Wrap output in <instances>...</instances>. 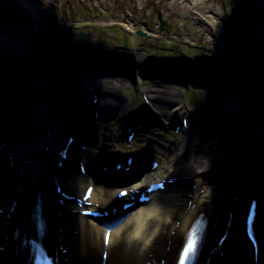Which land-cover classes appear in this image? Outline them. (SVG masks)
Returning a JSON list of instances; mask_svg holds the SVG:
<instances>
[{
    "label": "bare ground",
    "instance_id": "1",
    "mask_svg": "<svg viewBox=\"0 0 264 264\" xmlns=\"http://www.w3.org/2000/svg\"><path fill=\"white\" fill-rule=\"evenodd\" d=\"M19 1L29 13L32 27H34L39 19L42 6L37 4L34 0ZM196 3V0H191V5L193 7L197 6ZM125 29L127 28L125 27ZM12 48L23 58L26 57V45H21V43L13 41ZM248 55L247 58L250 57L251 65L248 80L244 83L241 81L239 83H232L231 81L227 82L225 80H229V78L222 76L219 78H211L209 74H206L203 70H200L199 72H194V70L187 72L186 69L189 70L188 66L181 69L179 72L175 69L176 72L174 73H178V76H173L168 72H149V70L152 69V66L148 62L145 63L142 62V60L140 61L141 66L139 69L143 74L147 71V76H149L148 87H150V89L152 88V92L149 94L153 100H151V106L155 107V112L149 113L148 110H145L146 107L143 106L142 109L145 110L144 121L146 125L154 124L157 120V114L161 119L167 120L170 118V110L172 107H175L178 110L184 108L183 101L179 99L178 93H174L173 90L167 88L163 89L165 92H160L154 89L153 84L157 79H159L162 84L167 81H173L176 82L177 85L180 81L181 86L178 89H184L182 86L187 85V87H189L190 83H194V79L189 76L190 73L193 72L192 76H196L199 84H203L205 78L208 81L211 79L209 82L210 86L217 88L219 93H222L221 95L223 97H225L223 95L225 94L229 98V92H232L234 94V104L232 105L241 116V125L240 128L237 129L239 130L240 140L243 144L241 151L245 155L243 160L244 164L237 166L235 163L231 172L234 177L220 174L219 179H213L211 181V179L208 178H211V176L215 174L213 171H208L206 177L203 176V172H206L208 168L218 164L223 159L215 156V150H212L215 147H211V145L205 144L204 142V139H209V129H203L199 130L197 133H193L192 128H194V122L190 118L187 130L190 132L183 137L185 139L188 136V141L183 142L185 144H182L179 149L178 146L173 144L170 149L173 150L174 147H176L174 149L175 154L170 156L172 153H167L164 156L166 160L163 161V165L170 168L164 173L163 177L191 176L195 178L193 182L195 186L191 191V197L188 199L190 204L187 212L183 216H179V218L175 217L174 205L177 206L182 204V202H185L183 204L185 206L187 200L183 201L181 198H169L164 197L163 195H154L152 196L153 202L149 205L145 204L139 209L137 208L133 215L134 217L127 219L126 222L124 221L119 227L110 232H107L103 227L99 226V224H101L100 222L86 221L80 217H74L70 213V210L74 207L71 206L72 204L68 201L65 202L64 206H56L55 200L57 199V195L55 194V189L50 184L51 180L49 179L50 183L48 182V184L50 187L47 185L46 189L38 188L40 194L44 196L42 211L46 212L45 214L48 217V229L45 236L49 245H62L63 248L68 250L63 256V258L67 259L65 264H148L149 262V264H154V262H160L161 260L163 261L162 264H171L179 250L183 235L199 214L204 215L206 231H208V238L204 244V254L207 255L209 251H211L213 243L215 242V234H222L226 231L227 237L221 244L220 250H222L224 255H227V257L231 259L229 264H248L251 248L245 241L243 235L241 218L246 204H243L241 200L254 191V186L260 187L263 195V213L261 215L262 217H260L259 237L262 241L260 247L263 251L262 255L264 256V153L262 149V144L264 142V128L261 126L264 120V98L263 102L258 100V94H264V90L258 87L261 90L258 93V90L256 89L257 86L255 85L257 77L256 74L254 75L256 62L251 59L250 54ZM99 64L92 66L89 63L82 68V72L85 76L83 84L93 90L99 89L101 88L102 81H104L103 77H107L112 84V87L109 88V90H102L99 100L95 105L99 118L101 115L102 125H106L110 122L109 119H111L112 116L114 117L117 115L120 110L123 100H120L118 95L123 92L124 88H128V71L126 72V69L122 68L120 70L116 67L112 69L110 66L108 67V65L100 66L101 64ZM25 72L21 75L19 74V81L22 83V89H24L26 93L28 92L27 104L30 107V117L27 124L25 125L24 123L23 125L26 127V130H29L31 125L33 128L30 130L29 136L25 139L20 150L15 152V142H17L18 140L16 139L19 138V133L16 132V129H21L24 126L17 122L16 124L13 123L10 126L11 143L9 144L12 155L14 158L18 159L14 164V172L23 174L21 176L16 174V183L18 184L20 178H23L24 185L26 186L30 197L32 196L34 198L36 196L35 192H32L31 194L32 190H30V185L33 181L39 179L40 182H42L46 174H49L50 176L58 174L55 167V162L57 160L55 152L64 146L67 132L70 135H73L75 142L78 143V146L75 144L71 145L69 148L71 150L69 153V159L71 160L76 162H84L85 160L91 161L92 158L89 154H100L103 148L99 147L97 150L96 146L94 147L95 137H93V135L90 136L91 134L87 132L88 130L86 127L88 125L86 124H89L90 122L92 123V121L90 120V117L89 119H82V114L84 113L83 110L85 109L82 105L86 106V104L80 103L76 96L70 100L69 106L73 113V120L70 126L66 127V131L61 134L59 126L61 125L60 117L64 114V106L59 104L55 94L49 93V96H44L43 91L46 90L45 81H47L45 77L38 76L37 78H34L36 81L42 82L38 83L40 86L36 90V85L32 81L30 74L28 75ZM122 72L126 75L122 76L125 77L123 79L118 76H113L115 74H122ZM111 73H113V75ZM57 75H59V77H65L68 73L61 71L60 73H57ZM80 77H82L81 74ZM0 93L2 96L3 88H1ZM49 101L52 102V107L57 108V113H54L51 109L47 108ZM38 104L44 105V111L40 112L38 110ZM229 106H231L230 101ZM88 109H90V105H88ZM58 112L60 116H58ZM173 117L174 115H172V119H174ZM198 122H201V119H198ZM37 131L41 133L38 134ZM48 132L50 133L49 137H47ZM55 134L60 135L58 145L63 142L62 146L57 147L55 143ZM113 135L115 136L116 134ZM98 137H100V135H98ZM177 137L178 135L176 136L175 142L179 144V139H177ZM1 141L2 140H0V142ZM47 143L50 147L48 151H45L44 147L48 145ZM11 144H13V149ZM81 145L87 146V149L82 151L79 147ZM202 145L204 146L202 147ZM112 146L115 150H120L123 153L128 151L127 153H130L126 148L122 150L119 149L117 143ZM256 151L258 152V155L254 158L252 156L256 154ZM28 160L30 161L29 165L26 164V161ZM140 160L141 159H138V161ZM86 164L88 165V168L90 166L89 169H92L93 166L96 165L93 164V162ZM247 169L248 173L251 169L253 171L257 170V174L253 177L249 173V179H246ZM108 171L111 170L108 168ZM233 173L236 174L234 175ZM68 174L69 175L66 179L61 181V185L63 190L72 196L79 193L81 194L86 186L91 185L94 182V176L91 178H89L88 175L84 177L74 170L68 171ZM111 175L112 173H108L107 176L104 177V180H108V177ZM159 176L161 177V174L159 170L156 169L146 175L145 179L152 181L155 177ZM126 177L127 176H120L118 178L121 179V181L123 179L127 181ZM141 185H144V183L142 184L141 182L138 184V186ZM100 187V184L95 185L96 190ZM229 187H231L232 190H229ZM15 189L16 188H14L13 185H11L10 188H7L3 180L0 181V201L3 200L5 202L4 205H6L7 208L11 203L10 201L15 200V194H17ZM7 191L9 193H6ZM228 191H231L232 194L233 192H236L233 205L232 195H229ZM90 201L94 204L96 202L99 203L102 200H99L97 196L95 197L92 195ZM114 201L115 200L112 202ZM115 203H117V201ZM100 205L105 207L104 205H106V203L100 202ZM227 207L230 209V216L224 218L225 222H223L222 215L224 211L227 210ZM0 208L4 207L0 206ZM30 209L32 210H29L28 208L24 213L17 210L12 214L11 227L14 226L12 224L14 222L20 224V226L17 227L19 234L30 233L32 228L30 224L34 217L33 212H35L33 207ZM55 209H60L61 219H57L54 214ZM0 217L2 218V214H0ZM59 220H61V224H59L60 227H58ZM0 230H5L6 234L9 233V235H12L14 229L7 226L5 229L0 227ZM74 230H77L78 233L73 234L72 232ZM107 234L109 236V241L106 244L105 238ZM104 254H106L105 259H103ZM217 254L218 253L214 252L212 254L213 259H210L207 264H223L220 258H214ZM17 256L23 258V255H21L20 252H17ZM227 257L225 259H227ZM203 261L204 259L201 260L202 264L204 263Z\"/></svg>",
    "mask_w": 264,
    "mask_h": 264
},
{
    "label": "rangeland",
    "instance_id": "2",
    "mask_svg": "<svg viewBox=\"0 0 264 264\" xmlns=\"http://www.w3.org/2000/svg\"><path fill=\"white\" fill-rule=\"evenodd\" d=\"M34 1L43 9L40 23L33 29L30 15L19 0H0V85L3 88L0 107L7 103L8 110L22 119L28 93L22 91L19 74L25 71V58L13 50L12 44L14 41L28 46L32 32H36L39 26V37L32 45L33 49L29 45L25 60L35 78L41 76L47 79L43 93L48 96L55 93L68 105L77 95L78 87L73 79L69 83L71 70L82 71L89 63L92 66L110 63L108 67L111 68L116 64L117 68L127 72L130 64L141 65L142 60L152 66L149 72H168L173 76H178L174 72L175 69L181 71V66H188L194 72L203 70L206 74H221L223 71L230 75L237 69L241 72L236 74V78L244 83L248 78L249 61L242 56L247 53L259 70L258 86L264 85V0H196V7L191 5V0ZM137 30L143 31L146 36L136 35ZM115 44L126 47L118 48ZM61 71L68 75L59 77L57 73ZM148 81L145 80L144 86H149ZM168 83L171 82L162 84L157 79L153 86L160 92H165L164 88L179 92L173 82ZM111 87L112 84L105 78L98 91ZM206 88H193L192 92H187L188 98L191 96L194 99L192 104L189 99V105H193L196 117L199 115L205 120L200 124L209 129V139L205 140V144L215 147L212 149L215 156L225 158L231 166L229 158L238 155L243 148L237 129L240 128V121L233 118L238 113L231 104L229 106L225 94L223 97ZM128 90L124 88L123 92L127 94ZM123 97L120 94V99ZM139 99L136 95L135 105ZM206 105L210 106L211 118L204 113L207 112ZM111 123L112 119L105 126L101 141L104 134H108L106 130L112 126L116 132L120 130L118 123ZM261 126L264 128V120ZM142 135L137 144H143L148 139L147 133ZM262 147L264 150V142ZM244 156L239 160H243ZM178 187H171L167 195L187 198L188 191Z\"/></svg>",
    "mask_w": 264,
    "mask_h": 264
},
{
    "label": "water",
    "instance_id": "3",
    "mask_svg": "<svg viewBox=\"0 0 264 264\" xmlns=\"http://www.w3.org/2000/svg\"><path fill=\"white\" fill-rule=\"evenodd\" d=\"M137 34L143 35L140 31H137Z\"/></svg>",
    "mask_w": 264,
    "mask_h": 264
},
{
    "label": "snow or ice",
    "instance_id": "4",
    "mask_svg": "<svg viewBox=\"0 0 264 264\" xmlns=\"http://www.w3.org/2000/svg\"><path fill=\"white\" fill-rule=\"evenodd\" d=\"M185 255H187V252L185 253ZM182 264H183V262H182Z\"/></svg>",
    "mask_w": 264,
    "mask_h": 264
}]
</instances>
